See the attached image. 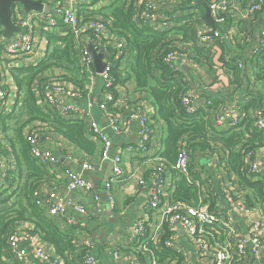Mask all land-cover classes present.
Returning a JSON list of instances; mask_svg holds the SVG:
<instances>
[{
    "label": "crops",
    "instance_id": "crops-1",
    "mask_svg": "<svg viewBox=\"0 0 264 264\" xmlns=\"http://www.w3.org/2000/svg\"><path fill=\"white\" fill-rule=\"evenodd\" d=\"M39 1H41L47 12L30 11L27 13L23 9L25 19L33 26L31 28V33L33 34L35 46L33 53L29 57L33 61V64L27 63L26 58L23 57L10 59L5 52V45L9 40L4 39L0 34V87L6 92V96L1 103L0 115L2 114V116H5L14 113V116L8 117L2 121L0 120V198H3V200L5 199V201H3L5 203L1 209H7L13 204L14 198L11 197V193L16 190L19 184V162H17L15 158V152L18 147L14 138L16 128L20 127L21 130L22 124L24 123L22 121L25 120V118L22 117L21 121H19L18 117V115L21 114L19 107L22 104L24 88H19L15 84L12 73H15L16 70L29 68L30 65L34 68L42 61L53 58L51 54L55 49L64 48V44L60 43L58 40L64 36L60 26L55 29L42 30V26L50 28L45 26V17L49 14L53 15L56 9L69 10L76 13L79 7L85 5L88 11L107 15L106 13H110V10L118 5L117 2L111 4L113 0ZM153 1L156 3L155 14L157 22L151 25L152 28L155 31L166 33V36H175L180 40V42L178 41V47L185 55V62L180 66L178 80L183 90H192L194 92L195 99L192 103L193 107L196 112L199 111L204 114V116H207L205 119L208 120L209 128L213 130L214 133L217 134L227 131L230 128L227 122L218 123L216 121V115L221 114L223 110L230 108L233 104H239L240 110L230 114V116L236 117L238 115L241 117L246 115L248 103L244 98L247 95H253L258 99L257 97L264 93V79H256V74L259 72L263 63L256 65L255 61L251 60L252 58L249 56L248 49L243 48L241 45L235 46V44H230L226 46V44L221 43L218 44L219 48L213 51L212 48L197 46L192 41L191 36H189L192 29L196 27V29L202 28L204 30H209L214 27V24L209 25L205 21L204 11L203 9H198L201 6L196 5L195 0H193V2H190V0ZM199 1L206 4L209 0ZM247 5V3L243 4L242 0H231L225 30L235 37L239 36L242 29L251 30L253 33L256 32L251 20L243 18V9ZM142 12L143 7L141 10L139 8V11H135L133 20L137 24L144 23L140 15ZM190 18L195 19L196 24L194 26H191ZM33 19L35 20V24H33ZM104 20L101 21L106 24V29L104 37L100 40V47L105 51L97 49L94 46L98 54H108V56L103 59V62L108 59L110 55L117 52L116 48L118 43H122L123 45L120 59L115 63L122 78L115 91V104L109 107L108 112L118 114L121 122L126 124L129 114L133 109L137 106H141L143 112L153 121L150 142L145 151H137V153L127 152V144L134 143L138 140L136 123L134 121L129 122V129L125 133L117 135L108 127L105 114L98 111L97 108H93L90 115L80 112L61 114L60 107L52 108L51 111L57 114V116H61L67 123H81L84 130H86L84 134L85 138L90 144L94 145V148L93 151L90 152L62 138L51 129L46 130V133H41L38 138L39 145L50 150L57 157L59 164L57 162L55 166H46L51 170V174H54L56 177L51 179L52 182L50 186L44 185L40 189L44 198L46 193L53 190L58 196H62L64 199L71 200L72 202L80 203L86 208L87 216L78 218L84 223L83 228L75 227L68 224L63 218L50 216L47 213L60 231H63L67 235L74 236L77 241L75 255L73 259H71L72 262H70V264H76L79 248L83 247L86 241L89 242L88 254L95 260V264H130L131 261L135 259L144 264H150V254L141 251L139 245L148 241L149 237L152 236L155 231H164L160 212L146 210V206L150 200V187L157 180V177L162 178L164 184L162 188V205L173 200L174 183L178 180L179 176L172 169L171 164L165 161L163 162V159L160 157V153L164 150L162 141L166 134L163 123L154 119L155 110L151 102V97H149L146 92L136 88L133 77L124 76L125 70L132 65V54L125 48L121 38L114 34L108 27L110 19ZM187 22H189L190 26H188V32L184 36L183 28L186 26ZM1 29L0 26V33ZM47 34L54 36L56 41L47 42ZM88 39L89 38L86 36H81L79 39L75 38V36L73 38L74 52L68 49V53L69 61L74 64V69L73 67H66L63 70L52 66L38 74H35V71H33L34 77L30 81L29 86L32 92L37 96L36 102L40 104V107H45L42 103L40 89L44 90L48 88L49 84L52 82L65 83L74 90H80V88L84 87L90 80V74L82 70L79 65L80 54L85 46L83 43L88 41ZM79 42H81V45L78 44ZM94 48L91 47L90 49ZM224 56H227L229 60L233 62L241 61L243 63L245 68L244 72L239 73L237 70L239 78L235 79L233 72L226 71ZM220 62L223 63V66H219ZM92 72L93 80L90 94L88 96L81 95L78 98H63V102L62 99L60 102L61 105L69 104L78 106L84 110L87 102H90V98L95 105L101 101L102 83L97 76L98 74L95 72L94 66ZM77 73H79L78 78ZM152 74L156 80L160 78L158 70H154ZM23 76L24 75L21 74L19 79L21 80ZM76 78L78 82L75 81ZM92 121L96 122L111 140L112 147L110 152L112 155H119L121 157V168L123 169L124 176H129V180H124L113 186L112 193L115 205L112 210L108 208L104 190L105 183L112 174L111 162H102L98 170H83L81 167L85 163L92 167H96L100 160L101 143L91 137L90 134L89 126ZM10 139L14 141V144H12ZM256 150V160L264 167V150L260 148ZM196 158L195 163L190 165L191 177L194 178V181H206L208 177L211 180L213 203L219 205V207H217L219 210L222 209L226 211L224 202L220 196L219 187L221 184L218 181L226 184L227 187L234 188V190L239 193V191L235 189V184L238 183L236 175L232 172H225L223 170L222 165L219 163V161L224 158L221 151L210 154H207L206 150L199 151ZM157 159H161L162 161H157ZM157 166L162 168V172H154V168ZM68 171L76 175L81 174L83 178L92 185V191L82 192L78 189L73 191L69 190L67 187L69 182L67 176ZM262 177L264 181V173ZM140 180H143V185L139 184ZM204 184L206 186L208 185L206 183H203V185ZM259 207V209H256L257 211L249 215V221L260 219V216L263 217L264 205L260 204ZM137 220L146 222L145 234L140 243H131L129 241V230L131 225ZM234 222L240 233L244 237H247V220H245L243 216H236ZM26 228L31 229L29 225L21 224L16 231L24 234L26 233ZM177 234L179 236L181 252L175 253L171 250H164L163 253L157 254L160 260L159 263L165 264L163 260L167 257H173L179 259L181 264H198L192 253L189 241L183 239L185 237L184 232L179 230ZM42 245L47 254L56 255L51 246L47 244ZM27 259L33 264H43L39 263L29 254Z\"/></svg>",
    "mask_w": 264,
    "mask_h": 264
},
{
    "label": "built area",
    "instance_id": "built-area-1",
    "mask_svg": "<svg viewBox=\"0 0 264 264\" xmlns=\"http://www.w3.org/2000/svg\"><path fill=\"white\" fill-rule=\"evenodd\" d=\"M208 7L210 15L214 20V27L209 30L193 28L189 36L192 41L200 47L212 48V51L218 47V44L224 43L226 46L235 44V46H243L248 49L249 56L255 61V64H264V0H254L250 2L243 10V18L250 19L256 32L242 29L239 36L235 37L233 34L225 30L227 22L228 10L231 6V0H209ZM136 6L143 7V12L140 13L142 21L150 26L157 22L156 19V3L153 0H136ZM139 8L137 10L139 11ZM23 8L20 5H14L12 8V20L14 25L21 28L20 33H16L11 41L6 42L5 52L10 59L19 57L26 58L27 63L33 64L30 55L34 51V40L31 28L24 17ZM45 28L42 30L55 29L61 25L70 28L75 38L79 39L81 36L88 37L85 46L80 54L79 65L82 70L88 72L91 76L90 80L80 90H74L65 83L52 82L48 88L42 92V103L47 108L60 107V113L66 114L71 112H80L90 115L93 108L105 114L108 121V127L114 134H123L129 129V122L136 123V133L138 140L134 143H128L126 151L137 153L145 151L150 142L153 121L149 119L146 113L143 112L141 106H137L129 114L126 124L121 122L118 114L108 112L109 107L115 104V91L120 83L117 76L112 74L113 67L119 61L123 45L117 44V52L104 60L105 67L97 76L102 83V99L98 104L92 101L87 102L86 108L83 110L78 106L69 104L61 105L63 98H78L81 95L88 96L92 90L93 80V60L90 54V48L94 46L97 49L105 51L100 47V40L104 37L106 24L100 20H89L86 23L78 24L76 13L69 10L56 9L54 14L47 15ZM195 20V19H193ZM33 24L35 20L33 19ZM177 37L166 36L164 44L168 47V51L163 56V62L167 66L169 72L176 76L180 73V66L185 61L184 53L179 50ZM91 46V47H90ZM218 59V57H217ZM231 62L236 66L239 73L244 72L245 68L241 61L233 62L227 56H224V62ZM32 66V65H30ZM219 66H223L220 62ZM119 80V81H118ZM6 96V92L0 87V107ZM254 96L247 95L244 99L248 103ZM195 94L192 90H184L180 96V104L186 114L191 115L196 112L193 107V100ZM240 110L239 104H233L230 108L223 110L221 114L216 115L218 123L227 122L228 126H236L244 116L238 115L230 116L232 113ZM252 110V109H251ZM1 111V109H0ZM253 125L257 132L261 135L262 145L260 149L264 150V104L253 111ZM91 137L101 143L100 160L96 167L89 164H83V170L93 169L98 170L102 162H111L112 174L105 183V195L108 202V208L114 209L115 200L112 189L116 183L124 180H129V176H124L121 168V157L119 155L111 154L112 142L94 121L90 126ZM23 137L29 146V151L33 159H35L42 166L57 165V157L48 149L42 147L38 143L40 132L37 127L26 125L23 129ZM136 148V150H135ZM218 152V151H214ZM256 149L243 150L242 153V168L241 171L246 174V177L251 182L263 181L264 167L256 160ZM157 161H162L157 159ZM224 166V160L219 161ZM216 166V165H215ZM214 166V167H215ZM172 169L183 177L188 184L193 183L197 190L198 197L194 203L184 201H168L161 205L163 194V180L157 177V180L150 187V200L146 206V210L157 212L161 214L164 231L157 230L148 241L152 245V249L148 248V241L139 245L141 251L150 254V264H160L157 254H161L164 250H171L175 253H180L179 236L177 232L182 230L187 241H189L192 253L195 256L198 264H264V214L260 219L249 221V215L253 214L256 209H259L260 203L253 201L251 206L247 204L240 192H236L234 188L227 187L226 184L218 181L221 185L219 187L220 196L227 206V210H219L217 203H213V192L211 190V180L207 177L206 181H194L190 175V157L188 150L180 146L177 152V158L172 165ZM225 172H228L223 168ZM155 173L162 172V168L157 166L154 168ZM69 178L68 189L73 191L78 189L82 192L92 191V185L83 178V176L76 175L68 171ZM216 180V179H215ZM215 182L216 184H219ZM203 183L208 184L207 186ZM143 185V180L139 181ZM250 192V190H248ZM41 192L35 193L38 197L37 204L47 207V212L50 216L63 218L68 224L75 227L83 228L84 223L79 220V217L87 216L86 208L77 202L64 199L58 196L53 190L46 193L45 198L40 199ZM264 205V203H262ZM243 216L247 220V237H244L235 226V217ZM146 222L142 220L135 221L129 230V241L131 243H140L145 234ZM167 233V237L162 241V236ZM21 241H27L28 244L22 250H19ZM8 249L14 256L17 264H33L27 259L28 254L43 264H63L61 259L49 255L44 251L43 245L38 238L31 235L29 232L22 234L21 232H13L7 239ZM85 248H89V242L84 243ZM83 264H95V260L89 254L83 256ZM251 260V262H250ZM165 264H181L177 258L167 257ZM130 264H144L135 259Z\"/></svg>",
    "mask_w": 264,
    "mask_h": 264
},
{
    "label": "trees",
    "instance_id": "trees-1",
    "mask_svg": "<svg viewBox=\"0 0 264 264\" xmlns=\"http://www.w3.org/2000/svg\"><path fill=\"white\" fill-rule=\"evenodd\" d=\"M252 1L254 0H242V3L249 4ZM116 2L118 4L117 7L111 9L110 13H106L107 15L88 11L85 5L79 7L76 12L78 24L86 23L89 20L101 21L110 19L108 27L121 38L125 48L131 52L133 62L131 67L125 70L124 76L133 77L136 88L146 92L151 97L155 110L154 119L164 125L166 134L162 141L164 150L160 153L163 162L165 161L172 166L177 158L178 149L182 144L189 152L190 165L195 163L199 151L206 150L207 154L221 151L224 155L222 159L224 160L223 168L236 175L238 183L235 184V189L241 193L247 204L252 206L254 204L253 201L260 204L264 203V181L251 182L246 177V174L241 171V152L243 150L258 149L262 145L261 135L253 125V111L264 104V93L260 94L257 97L258 99L254 97L248 102V111L236 126L229 128L225 132L214 133L209 128L208 120L205 119L207 116H204L199 111L188 115L180 104L179 99L184 91L178 80L180 73L173 76L163 62V56L169 50L164 44L166 33L155 31L145 23L137 24L133 20L135 11L138 8L136 0H113L111 4ZM190 2H193V0H190ZM206 4H208V1ZM198 9L202 10L201 7ZM190 20L191 26H194L196 21L191 18ZM188 26H190L189 22L183 28L184 36L188 32ZM60 27L64 36L58 40L64 44V48L55 49L51 54L53 58L42 61L34 68L30 66L12 73L15 84L19 88H24L22 104L19 107L21 114L18 117L19 121H21L22 117L25 120L22 121L24 122L22 124L23 128L21 127L20 130V127H18L15 130L14 139L18 147L15 152V158L19 162V184L16 190L11 193L14 202L9 208L1 209L5 199L0 198V264H17L8 249L7 239L13 232H16L21 224L29 225L31 229L26 228L25 232L29 231L42 244L51 246L56 254L55 256H58L64 264L72 262L71 259H73L77 248V241L74 236L60 231L47 215V207L45 206L44 208L37 204L39 198L34 196V194L41 192L40 188L44 185L50 186L51 179L56 176L51 174L50 169L40 165L32 158L29 146L23 137V129L26 125L37 127L40 134L46 133V130L51 129L62 138L77 144V146L90 152L93 151L94 145L90 144L85 138L86 130H84L83 125L81 123H67L61 116H57V114L52 112V108L40 107V104L36 102L37 96L29 86L30 81L34 77L33 71L38 74L52 66L63 70L66 67H73L74 69V64L69 61L68 53V49L74 52V36L70 28L63 25ZM46 39L47 42L56 41V38L51 34H47ZM78 44L81 45V42ZM251 60L253 61V59ZM116 67L114 65L112 74L121 80L122 77ZM225 67L227 72L234 73L235 79L239 78L236 66L230 61L225 63ZM154 70H158L160 73V78L157 80L152 76ZM21 74L24 76L20 80L19 76ZM78 76L79 73H77V78ZM77 78L75 79L76 82H78ZM256 79H264V64L261 65L259 72L256 74ZM40 91L42 97L43 89H40ZM11 116H14V113L5 116L1 114L0 120L2 121ZM10 141L14 144L12 139ZM177 175L179 177L174 183L173 200L195 203L198 193L194 184H188L183 177L179 174ZM40 199H44L43 194L40 195ZM167 235L165 233L162 236V241ZM147 243L148 248L152 249L151 243L149 241ZM87 254L88 248H85V246L80 247L76 264H83L82 258Z\"/></svg>",
    "mask_w": 264,
    "mask_h": 264
},
{
    "label": "water",
    "instance_id": "water-1",
    "mask_svg": "<svg viewBox=\"0 0 264 264\" xmlns=\"http://www.w3.org/2000/svg\"><path fill=\"white\" fill-rule=\"evenodd\" d=\"M195 4L202 7L204 11V19L209 25L214 24V20L210 15V10L207 4L202 3L199 0H195ZM14 5H20L25 12L29 13L30 11H43L47 12L44 9L41 1L39 0H0V26H1V35L4 39L11 41L14 34L20 33L22 30L20 27L14 25L12 20V8ZM90 54L93 60V66L96 74L102 72L105 67L103 59L108 56V54H98L97 49H90ZM91 101V98H90ZM112 136V135H111ZM227 210V206H225ZM28 244L27 241H21L18 249L22 250ZM93 256V255H92ZM251 262V260H250Z\"/></svg>",
    "mask_w": 264,
    "mask_h": 264
},
{
    "label": "rangeland",
    "instance_id": "rangeland-1",
    "mask_svg": "<svg viewBox=\"0 0 264 264\" xmlns=\"http://www.w3.org/2000/svg\"><path fill=\"white\" fill-rule=\"evenodd\" d=\"M183 239H185V240H186V237H184Z\"/></svg>",
    "mask_w": 264,
    "mask_h": 264
}]
</instances>
